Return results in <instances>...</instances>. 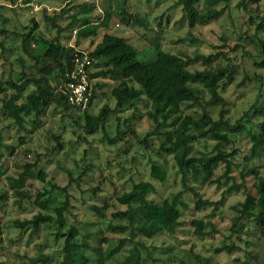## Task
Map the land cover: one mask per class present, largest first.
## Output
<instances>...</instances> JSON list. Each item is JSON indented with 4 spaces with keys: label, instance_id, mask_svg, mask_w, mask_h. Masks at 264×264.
Returning <instances> with one entry per match:
<instances>
[{
    "label": "rangeland",
    "instance_id": "374dc122",
    "mask_svg": "<svg viewBox=\"0 0 264 264\" xmlns=\"http://www.w3.org/2000/svg\"><path fill=\"white\" fill-rule=\"evenodd\" d=\"M72 1L91 5L89 16L94 19L105 8H111L117 14L125 1L127 4L125 8L136 17L135 22L123 26L116 18L111 32L126 38L137 49L143 61L150 62L154 59L155 50L152 42L156 41L164 51L187 58L188 69L192 72L205 68L201 62L195 60L199 55L208 56L217 53L227 55L232 62L221 56L216 64L228 62L236 70L233 83L223 90L226 99L223 108L227 112L225 119L231 125L238 121L243 112L255 102L257 80L259 77L264 80V68L260 69L254 65L255 61L261 60L256 45L250 40L239 38L243 32L248 31V35L256 32V24L248 26L249 15L238 9L239 0H230L225 14L214 22L193 29L189 27L182 7L175 6L176 0H166L163 4H159L158 0H31L30 3H25L24 0H0V32L7 29L9 32L25 34L34 20L38 35H42L47 40L59 37L63 45L73 47L76 41L74 30L79 29L83 21L58 33V30L45 20L46 16L53 17ZM206 1L204 0L199 7L201 12L207 9ZM225 6L226 4L221 2L216 8L222 9ZM249 8L253 13L257 6L249 5ZM255 14V17L264 15V0L259 4ZM89 16L85 17L89 18ZM79 17L82 19L83 15ZM69 23L67 16L57 19V25L63 29ZM104 32V30L100 31L97 41L102 38ZM258 37L264 38V28L259 31ZM0 42H4L5 48L4 52L0 48V76L13 79V72L22 70L18 62L19 58L25 57L21 48V37H6L0 33ZM89 46L90 40H84L79 49L87 50ZM25 60L26 66L29 67L30 60L26 57ZM95 83L96 80L93 86ZM108 83L107 88L97 90L98 97L91 108L93 115H97L106 105L111 108L115 106L110 95L114 82ZM205 96L206 100H209V95ZM258 104L263 105L264 101ZM1 105L0 101V107ZM136 106L141 114L151 110L146 102H140ZM220 110L221 107L208 109L215 121L220 119ZM181 111L183 115L194 119H201L203 114L202 108L192 104L183 105ZM133 113L134 109L116 113L110 117L105 132L99 129L96 134L90 136L68 116L54 112L53 109L43 116V124L39 130L32 131L29 125L32 120H29V124L25 125L26 129L31 131L29 133L8 116L0 113V193L7 195V201L0 203L1 238L5 245L4 250L0 251L1 264L32 263L40 255L51 257L52 264L62 262L64 238L55 237V233L58 232L56 225L43 226L34 234L31 228H17L14 222L29 221L41 213L54 215L53 208L60 205L67 194L71 204L67 215V228L75 225L80 229V239H83L84 235L87 236L85 242L88 246L85 247V251L91 261L96 259V248H102L104 253H108L118 247L117 252L109 259V263L121 264L137 246L141 258L140 264H245L246 262L263 264L264 242L254 223L247 224V233L241 235V240L236 237L230 238L229 223L233 216L232 206L244 199V188L227 194L224 204L214 214H212L213 208L201 212L195 211L194 197L190 193L183 194L182 200L190 208L182 210L181 226L174 236L158 234L152 238H142L137 234L132 237L129 233L113 234L107 231L111 213L125 209L117 204L115 198L124 190H129V181L152 182L156 187V193L149 195V199L156 202H161L164 198L183 190L174 157L160 155L156 139L151 140L149 147L140 146L135 142L127 146V137L112 145L107 140H103L106 134L112 139L116 137L117 117L122 119L121 127L125 128L123 121ZM174 113L171 112L172 117ZM135 128L140 135H145L151 130L152 123L147 118H143ZM55 136L61 138L63 144L61 151L55 150L57 148ZM214 145V141H195L192 155L202 157L210 154ZM8 147L13 149L12 152ZM250 147L251 144L246 138H242L239 142L241 154L234 159L232 174L237 184L241 183L239 175L246 165L244 157L249 156ZM25 160L29 163L38 162L39 167L46 173V179L44 182L35 178L29 180L25 184L28 198L20 199L15 198L10 190L8 177H13L19 170L21 171L19 167ZM152 162L167 168L169 174L167 183L160 184L151 180ZM255 165L258 172L264 175V158L256 161ZM102 180L107 181L101 184ZM253 183L254 179L251 175L247 179V184ZM232 184L233 182L229 181L221 188L198 185L197 191L201 193L202 199L217 202L222 200L225 190ZM52 185L66 189L67 194L54 190ZM96 187L101 188L98 198L91 191ZM40 192L46 193V198L52 201L51 204L49 203V210H45L40 205L42 203L39 205L35 203ZM106 203H109L110 208L106 218L100 220L91 207H104ZM195 218L211 223L214 230L209 226L207 236L203 238L195 236L191 228V221ZM61 231L67 230L63 228ZM121 240L123 241L120 242ZM231 244L239 247L240 251H235L231 255L215 252L217 248Z\"/></svg>",
    "mask_w": 264,
    "mask_h": 264
},
{
    "label": "trees",
    "instance_id": "16d2710c",
    "mask_svg": "<svg viewBox=\"0 0 264 264\" xmlns=\"http://www.w3.org/2000/svg\"><path fill=\"white\" fill-rule=\"evenodd\" d=\"M158 1L159 4H163L166 0ZM261 1L263 0H239L237 5L242 13L249 15L248 26L256 24V32L253 35H248L246 31L239 35V38L250 40L256 45L261 60L255 61L254 65L263 69L264 38L258 37V33L264 28V15L255 17ZM24 2L30 3L31 0H24ZM203 2L204 0L175 1L176 7H182L191 29L206 26L223 16L226 8L229 7L230 0H207V9L201 12L199 7ZM221 2L226 6L217 9L216 6ZM87 4L72 1L53 17H45L46 22L51 23L58 33L83 21L79 29L74 30L77 33L73 47L63 45L59 37L47 40L42 35H38L34 20L25 34L9 32L7 29L0 32L6 37L20 36L23 55L31 62L27 67L25 57H20L18 62L22 70L13 72V79L0 76L2 103L0 113L8 116L21 129L29 133L31 131L25 126L29 124V120H32L29 124L32 131L39 130L43 124V116L53 109L54 112H61L68 116L90 136L96 134L99 129L105 132L111 116L127 109H134V113L123 121L125 128L121 127L122 119L117 117L116 137L112 139L106 134L103 140H107L112 145L127 137V146L135 142L140 146L149 147L151 140L156 139L159 144V154L174 157L183 190L164 198L161 202H156L149 199V195L156 193V187L152 182L129 181V190H124L115 198L117 204L125 209L111 213L107 231L113 234L129 233L132 237L137 234L142 238H152L158 234L174 236L181 226L182 210L190 208L182 200L183 194L190 193L194 197L195 211L201 212L213 208L212 214H214L224 204L227 194L244 188V199L232 206L233 216L229 223L230 238L236 237L241 240V235L247 233V224L252 222L264 242V175L258 172L255 165L256 161L264 158V104H258L264 101V80L259 77L255 102L243 112L238 121L231 125L225 119L227 112L223 108L226 104L223 90L233 83L236 70L227 61V63L216 64L221 56L232 62L227 55L221 53L199 55L195 60L201 62L205 68L192 72L188 69L187 58L164 51L160 43L156 41L152 42L155 50L154 59L150 62L143 61L137 49L126 38L111 32L116 18L123 26H129L135 22L136 17L125 8L126 2L122 3L123 7L117 14L111 8H105L96 19L89 16L91 5ZM254 4L257 8L252 13L249 5ZM81 15H83L82 19L79 17ZM86 15L89 18H86ZM65 16L69 18L70 23L63 29L57 25V19ZM101 30L105 31L104 35L97 41ZM84 40H90L87 50L79 49ZM0 48L3 52L5 51L4 42H0ZM83 51L87 52L89 58L93 60L90 78L93 82L96 80L94 86L92 82L93 97L90 109L85 112L70 107L66 97L60 91L66 82V74L73 68L74 55H81ZM107 81L114 82L110 95L115 106L111 108L106 105L97 115H93L91 108L98 97L97 90L107 88L109 86ZM206 94L209 95V100H206ZM140 102H146L151 110L141 114L136 106ZM185 104L202 108V118L194 119L183 115L181 108ZM218 107H221L220 119L215 121L208 109ZM172 111L175 112L174 117L171 115ZM143 118H147L152 123V128L145 135H140L135 127ZM242 138L248 139L251 147L249 156L244 157L246 165L239 175L241 183L237 184L232 174L234 159L241 154L239 142ZM55 139L57 141L55 150L61 151L63 144L60 136H55ZM200 140L214 141L215 145L210 154L196 157L192 155L193 143ZM8 149L11 152L13 150L11 147ZM19 168L21 171L19 170L15 176L8 177V186L15 198L27 199L25 184L34 178L44 182L46 173L39 167L38 162L29 163L25 160ZM251 175H253L254 183L248 185L247 179ZM150 177L152 181L165 184L169 174L166 167L152 162ZM105 181L107 180H102L100 183L104 184ZM229 181L233 184L225 190L222 200L217 202L202 199L201 193L197 191L198 185L221 188ZM52 188L67 194L66 189L56 185H52ZM100 190V187L91 189L97 198ZM6 201V193H0V203ZM35 203L38 205L42 203L40 205L45 210H49V203L51 204L52 201L46 198V193L40 192ZM70 208V199L67 194L66 199L53 208L54 215L41 213L29 221H15L14 225L17 228H31L34 234L43 226L56 225L58 232L55 233V237L64 238L63 260L60 264H110L109 259L117 252L118 247L108 253H104L102 248H96V259L91 261L85 251V247L88 246L85 242L87 236L84 235V238L80 239V229L75 225L67 228V215ZM91 208L102 220L106 218L110 205L106 203L104 207ZM191 226L194 235L199 238L207 236L209 226L214 230V226L203 219H192ZM63 228L67 231L62 232ZM1 236L0 227V251H3L5 245ZM235 251H240V248L231 244L223 245L215 252L231 255ZM140 261L136 246L131 251V255L121 264H140ZM20 264H52V261L51 257L40 255L32 263L21 262Z\"/></svg>",
    "mask_w": 264,
    "mask_h": 264
},
{
    "label": "built area",
    "instance_id": "2783aa9c",
    "mask_svg": "<svg viewBox=\"0 0 264 264\" xmlns=\"http://www.w3.org/2000/svg\"><path fill=\"white\" fill-rule=\"evenodd\" d=\"M74 33L76 34L77 32L75 31ZM92 63L93 60L89 58L87 52L83 51L81 55L75 54L73 68L66 74V82L60 88V91L67 99L68 105L81 112L89 110L92 102L93 81L90 78Z\"/></svg>",
    "mask_w": 264,
    "mask_h": 264
}]
</instances>
